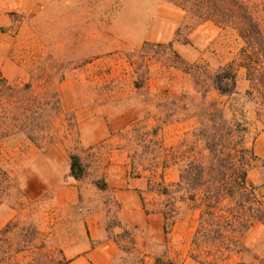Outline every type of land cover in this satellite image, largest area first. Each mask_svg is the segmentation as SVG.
<instances>
[{"label": "rangeland", "instance_id": "374dc122", "mask_svg": "<svg viewBox=\"0 0 264 264\" xmlns=\"http://www.w3.org/2000/svg\"><path fill=\"white\" fill-rule=\"evenodd\" d=\"M248 1L264 28V0ZM244 50L245 43L235 30L222 29L212 21L199 22L168 0H0V75L13 88L4 98L0 96V106L7 109L8 117L15 112L24 117L25 111L12 101L30 95L27 83L33 84L38 100L50 102L45 114L50 139L42 145L22 132L15 133L0 116V264L61 260L54 254L61 248L54 227L72 187L81 192L78 213L107 212L109 237L115 239L123 258L118 264H205V255L193 245L196 213L189 205L177 203V214L166 223L159 212L172 208V201L145 193L149 212L158 214L127 228L113 190L92 184L106 180L103 169L110 162L134 152H138L137 164L149 168L168 159L172 148L203 127L206 103L220 99L230 104L228 96L218 95L210 76L234 60L243 62ZM251 86L246 69L240 68L232 102L250 122L248 145L259 157L250 175L260 185L264 184V122L257 120L256 99L247 94ZM55 94L63 113L51 107ZM72 114L88 126L99 120L117 128L132 122L90 149L78 145L68 120ZM137 114L146 119L133 120ZM138 123L143 132L161 126V148L150 143L152 135L144 142L135 139L132 129ZM120 146L124 151H118ZM147 147L160 149L159 159L146 153ZM73 153L89 165L81 182L71 176ZM201 160L208 162L207 152ZM139 169L154 184L159 181L160 168L156 174ZM117 172L114 177L119 176ZM166 176L165 184L171 186L178 170ZM10 221L21 224L14 233L3 235ZM30 223L46 231L47 245ZM241 242L244 249L234 255L233 264H264V224L255 223ZM43 244L46 248L37 250Z\"/></svg>", "mask_w": 264, "mask_h": 264}, {"label": "trees", "instance_id": "16d2710c", "mask_svg": "<svg viewBox=\"0 0 264 264\" xmlns=\"http://www.w3.org/2000/svg\"><path fill=\"white\" fill-rule=\"evenodd\" d=\"M168 1L187 14L191 13L199 22L212 21L222 29L235 30L245 43L244 58L243 62L234 60L221 66L210 76L213 88L220 97L228 96L231 100L230 104L227 105L220 99H212L206 103L202 116L203 127L198 132H194L191 138L185 137L180 146L172 148L170 154H167L171 158L166 159L162 164L158 162L151 168L138 165V152H134L131 155V175H143L139 166L153 174H156V169L160 168L159 181L154 184L152 179H149V191L166 196L172 201V208L165 207L160 210L166 223L177 214V203L189 205L196 213L193 245L200 251V255H205V264H233L234 255L240 254L244 249L241 242L243 234L257 222L264 224V184H256L250 175L254 169V162L259 157L248 145L250 122L245 115L239 114L233 103V97L237 93L238 71L244 67L246 77L252 84L247 94L256 99L257 120L264 122V28L262 21L255 14V8L248 0ZM25 89L30 95L22 94L12 101L19 109L26 112H23L24 117L20 112L8 117L5 111L7 109L0 106V116L2 113L5 119L2 123L9 124L7 127H12L16 130L15 133H24L35 144L42 145L50 139L45 128V114L50 102L46 98L38 100L34 96L32 83H27ZM7 90L13 88L6 78L0 75V96L4 98ZM208 92L209 90L206 94L204 92V96H207ZM54 99L51 107L63 113L58 94H55ZM226 109L231 111V115ZM68 120L78 135L79 145L81 140L76 116L72 114ZM141 128V124L138 123L132 129L136 133L135 139L144 142L149 135H152L150 143L161 148L163 142L159 127L146 132ZM201 143L204 145L203 148L199 147ZM149 147L146 153L153 154V159L156 161L160 157L161 150ZM204 152L209 156L207 163L201 160ZM171 162L180 166V177L171 186H166L163 172ZM70 172L76 180H83L89 173V165L79 154L73 153ZM95 184L101 189L108 188V184L103 179L96 180ZM142 200L149 211L147 199L142 196ZM20 224V221H10L4 228L3 235L14 233L15 228ZM29 227L36 235L42 236V241L47 245L49 235L46 231L31 223ZM46 245L43 244L37 250L42 252ZM55 252L60 255L61 260H54V264H68L69 260L62 248L56 249L54 254ZM31 253H34V250ZM38 264H42L40 260Z\"/></svg>", "mask_w": 264, "mask_h": 264}, {"label": "crops", "instance_id": "0c3cea01", "mask_svg": "<svg viewBox=\"0 0 264 264\" xmlns=\"http://www.w3.org/2000/svg\"><path fill=\"white\" fill-rule=\"evenodd\" d=\"M76 119L80 131L81 144L86 148H95L100 143L111 138L121 128L128 127L132 122L129 121L124 127L117 128L104 123V120H99V123L94 124V126L93 124L88 126L87 122H83L81 117L78 118L76 116ZM144 119L146 117L137 114L133 120L142 121ZM157 127H159L160 132L161 126ZM118 149V151H124L123 146ZM131 164V157L126 155L119 161L113 160L103 169V175L108 184V188L103 190H113L115 199L120 205L121 222L127 228L135 226L140 220H145L146 217L158 214V211H147L142 200V196H145V193L154 192L149 191V178L144 175L132 176ZM174 169L178 170V178L175 182L179 180L180 166L171 162L163 172L165 183H167V172ZM115 170L119 171L117 172L119 176H113ZM76 181L81 182L82 180ZM92 186L95 188L96 184L94 183ZM71 192V196L62 202V218L54 227L57 242L69 260L68 264H118L123 258L120 257L121 249L119 245L115 239L109 237L106 224L107 212L101 209L98 212L88 213L89 215L78 213L76 204L79 201L81 192L77 187H72ZM159 213L162 214L161 211ZM94 243L101 245L93 247Z\"/></svg>", "mask_w": 264, "mask_h": 264}]
</instances>
